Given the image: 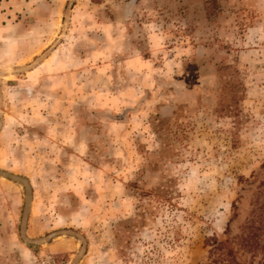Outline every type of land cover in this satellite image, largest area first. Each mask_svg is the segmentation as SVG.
<instances>
[{
	"label": "rangeland",
	"instance_id": "rangeland-1",
	"mask_svg": "<svg viewBox=\"0 0 264 264\" xmlns=\"http://www.w3.org/2000/svg\"><path fill=\"white\" fill-rule=\"evenodd\" d=\"M2 2L0 264H264V0Z\"/></svg>",
	"mask_w": 264,
	"mask_h": 264
},
{
	"label": "trees",
	"instance_id": "trees-1",
	"mask_svg": "<svg viewBox=\"0 0 264 264\" xmlns=\"http://www.w3.org/2000/svg\"><path fill=\"white\" fill-rule=\"evenodd\" d=\"M264 206L259 203L252 212V217L245 223L239 241V248H246L253 253L262 251L264 255ZM226 241H220L216 236L211 239L209 250L210 260L203 264H242L238 261L235 252Z\"/></svg>",
	"mask_w": 264,
	"mask_h": 264
},
{
	"label": "crops",
	"instance_id": "crops-1",
	"mask_svg": "<svg viewBox=\"0 0 264 264\" xmlns=\"http://www.w3.org/2000/svg\"><path fill=\"white\" fill-rule=\"evenodd\" d=\"M5 2H2V5H1V9H0V13L1 14H3V13H5V14H9L10 13V11H9V7H6V10H3L4 8H5Z\"/></svg>",
	"mask_w": 264,
	"mask_h": 264
}]
</instances>
